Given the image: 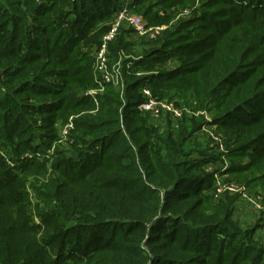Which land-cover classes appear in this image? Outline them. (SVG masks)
<instances>
[{
  "label": "trees",
  "instance_id": "16d2710c",
  "mask_svg": "<svg viewBox=\"0 0 264 264\" xmlns=\"http://www.w3.org/2000/svg\"><path fill=\"white\" fill-rule=\"evenodd\" d=\"M121 2L0 0V239L11 263L264 264L257 231L234 218L237 196H213L205 166L219 155L206 152L201 124L186 113L165 131L137 109L148 85L208 110L237 146L227 173L264 195V0H134L148 25L194 11L144 47L133 68L144 74L124 58V95L108 83L96 107L82 93L98 86L91 47ZM129 35L122 27L111 57L133 53ZM83 111L70 149L24 158L59 139L58 119ZM37 113L49 115L38 124Z\"/></svg>",
  "mask_w": 264,
  "mask_h": 264
},
{
  "label": "built area",
  "instance_id": "2783aa9c",
  "mask_svg": "<svg viewBox=\"0 0 264 264\" xmlns=\"http://www.w3.org/2000/svg\"><path fill=\"white\" fill-rule=\"evenodd\" d=\"M37 2H42L43 0H36ZM110 28L102 34L100 44L94 49L93 55L95 58L94 61V70H95V79L98 84L99 90H103L104 87L111 83L113 84L120 92L121 95H124V75H123V60L126 58V54L123 50L119 53V59L113 60L110 56V45L113 41L118 37L120 30L122 27L132 28L134 34L140 35H153L155 36L160 34L167 27L166 25H148L146 21H144L143 17L135 13L132 10L131 0H122L121 6L118 11L115 13L113 19L110 21ZM156 35V36H157ZM155 36V37H156ZM134 65L133 60L127 62L126 68L131 71ZM136 75H141L143 72H135ZM144 94L145 100L141 101L138 105L137 109L141 110L145 113H150L152 118L155 121H161L162 129L166 128V123L170 120L172 123L176 124V122L182 119L186 113H191L190 109L185 106H179L176 101L161 99L158 96L156 97L154 93L151 91L148 85H144L141 89ZM86 95H92L93 90L89 89L84 92ZM206 115V121L204 122L202 130L205 131L208 135V144L210 147H216V149L224 148V143L222 139L216 134V124L214 123L213 117L208 114V112H201ZM73 128V119L70 118L69 122L64 124L61 129V138H67L69 133ZM221 145V147H220ZM211 147V148H212ZM55 151V148H54ZM35 154H39L38 152H34ZM33 152H27L24 155V158H31L34 155ZM54 153V152H53ZM15 163L11 162V165ZM213 164V163H212ZM211 165V164H210ZM208 165V166H210ZM228 164H224L220 168H215L217 170L228 168ZM208 172H213L214 169L208 167ZM214 179H216L215 185V195L224 194L226 192L231 193L233 191H238V188L233 184L231 186L226 185L228 183L222 184V182H226L218 177L216 170L213 172ZM261 202V200H260ZM262 203V202H261ZM263 205V203H262ZM264 206V205H263ZM261 208V216L259 218L260 228L264 232V208ZM260 211V210H259Z\"/></svg>",
  "mask_w": 264,
  "mask_h": 264
},
{
  "label": "rangeland",
  "instance_id": "374dc122",
  "mask_svg": "<svg viewBox=\"0 0 264 264\" xmlns=\"http://www.w3.org/2000/svg\"><path fill=\"white\" fill-rule=\"evenodd\" d=\"M133 1L134 0H131L132 5H134ZM197 6H200V4H198ZM133 9H134V7L132 6V10ZM193 9H196V8H193ZM192 11H194V10H192V8H191V10L183 9L181 12H179L176 16L173 17V21L172 22H170L169 24H165L166 27L167 28H170V27L172 28L173 22H176L177 19H179V18L181 19L182 17H187L189 14H191ZM137 13L140 14L141 12H137ZM140 15L143 17L142 14H140ZM143 19H144V21L149 23L145 17H143ZM201 22L202 21L199 19V20L196 21V24L197 23H201ZM152 26H154V25H152ZM156 35H157V33H156ZM155 36H153V35H140V34H134L132 36L129 35V40L128 41L133 43V48H132L133 53L128 54L127 51L125 50L126 57H138V55L141 54L146 47L154 48L155 45H154L153 40L155 39ZM85 47H86V45H85ZM85 47L82 46L81 50L83 49V51H85ZM96 47L95 46L91 47V54H92L93 58H94L93 52H94V49ZM117 59H119V57L118 58H113V60H117ZM94 61H95V59H94ZM94 73H95V70H94V62H93V74ZM95 77H96V75H95ZM48 79L59 83V85H63L64 84V82L57 76H50ZM89 89L93 90V94L92 95H86V96H91L94 99L96 107H98V105H99L98 96L100 94H102L104 92V90H106V86L104 87L103 90H99L98 86L96 88H88L86 90H89ZM85 91H83V92L80 91V93L81 92L83 93L84 97H86L84 95ZM173 96H178V95H175L174 93H171V94L167 95V97H168L167 100H170L169 97H173ZM161 99H165V98H161ZM173 101H176V103L179 106H182V105L185 106L183 104L184 100H182V99H179V100H174L173 99ZM178 102H180L182 105L179 104ZM24 104H28V101L25 100ZM86 108H88L87 110L90 109L89 106L86 107ZM187 108L190 109V111H191V113H189L190 117H189V120L187 122L188 123H193V121H195V122L201 124L200 125L201 127H200V130L198 132V135L200 136L201 139L204 140V144H206V147L208 148V149H206V152H210V153L215 152V153H217L219 155V158L216 160V162H213V164H211L210 166H205L206 169H208V167H209V168H211V170L214 169L213 172L216 170V173L218 174V177L220 179L226 181V182H222V184L228 183L226 185H229V186H231V184H233L235 187L238 188V191L231 192V193H233L234 195L237 196V199H236L235 204H234V209H233L234 218L236 220L241 221L244 226H247L249 228L250 227L254 228L257 231V233H258L257 238H258L259 242L264 245V232L261 230L260 222H259V218H260L261 212H262V210H261V208H259V206L264 208V206H263L264 205V195H262L261 193L257 192V188H254L251 185L247 186V184L244 183L245 182L244 179L233 177V176L230 177L229 173H227V170L229 169V166H228V168H226L224 170L223 169H221V170L215 169V168L222 167L224 164H228V165L231 164L230 160H232V159L230 157L229 150L230 151L232 149L235 150V148H237V146H231V144L228 143V140H227L226 136L224 135V133L221 132L222 130H219V128H216V130H215L216 134L222 139V141L224 143V148L223 149L222 148L216 149V147L213 148L212 145H211V147H212L211 148L210 144H208V135H207V133L205 131L202 130V127H203L202 124H204V122L206 121V115L202 114L201 112H208V114L210 116H212V115L210 114V112L208 110L196 109V108H191V107L190 108L187 107ZM22 109H23V112L29 114L28 106L23 107ZM89 111H91V110H89ZM91 112H96V111L94 110V111H91ZM83 113H87V111H83V112H81L79 114H70L69 117H67V118L58 119L57 122H56V126L58 127L59 132H60L59 139L55 140L50 147H47V148H45L44 150H41V151L40 150L36 151L39 154H35L34 153V155L31 158L38 157L40 160H42V159H51L52 160L54 158V156H55V154H53V152H54V148H55L56 145H60V146L64 145L67 149H70V145L71 144H68V142H69V138L72 136L73 131L75 130V119L80 114H83ZM48 115L49 114H47V113H41V114L37 113L36 117L41 118V119H38L39 120L38 124H41L42 117H45V116H48ZM70 118L73 119V128H72L71 132L69 133L70 136L68 135L67 138H61V131H62L61 127L64 124H66L67 122H69ZM65 120H68V121L60 126V124L63 123ZM179 123H176V125H178ZM167 129H168V127L164 128L162 130L167 131ZM1 130H2V124L0 123V132H1ZM38 133L40 134L41 132L38 131ZM195 134L196 133H194V135ZM199 136H197V137H199ZM2 138L5 140L6 143L9 142L8 138H5L4 136H2ZM0 140L2 141V139H0ZM70 143H72V138L70 140ZM61 144H63V145H61ZM220 147H221V145H220ZM249 158H250V155L246 156L245 158H242L241 160H244L245 162H247L249 160ZM7 159H9L8 156H7ZM11 162L15 163L14 161L9 159V163L10 164H11ZM17 164H19V162L15 163L14 166H16ZM29 191H30V197L32 198L33 201H35V203H37L36 198H35V197H37L36 192H34L33 190H29ZM231 193H229V194H231ZM222 195L223 194H220V195L218 194L216 196L215 193H213V196H215L216 198H219ZM260 200L263 203V205L260 202ZM0 264H13L10 261V256L8 255L7 246L5 245V241H4L3 238L0 239Z\"/></svg>",
  "mask_w": 264,
  "mask_h": 264
},
{
  "label": "crops",
  "instance_id": "0c3cea01",
  "mask_svg": "<svg viewBox=\"0 0 264 264\" xmlns=\"http://www.w3.org/2000/svg\"><path fill=\"white\" fill-rule=\"evenodd\" d=\"M140 58H141L140 56H138V57H134V59H133L134 65H135V63H136L137 61H139ZM130 61H131V60H130ZM134 65H133L131 71L135 74V72H139L140 70H136V71H134V70H133ZM141 72H143V71H141ZM144 73H145V72H143V74H144Z\"/></svg>",
  "mask_w": 264,
  "mask_h": 264
}]
</instances>
